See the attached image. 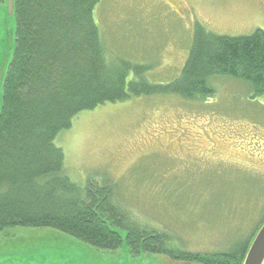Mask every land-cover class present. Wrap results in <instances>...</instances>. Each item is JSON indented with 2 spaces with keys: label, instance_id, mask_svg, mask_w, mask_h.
Masks as SVG:
<instances>
[{
  "label": "rangeland",
  "instance_id": "1",
  "mask_svg": "<svg viewBox=\"0 0 264 264\" xmlns=\"http://www.w3.org/2000/svg\"><path fill=\"white\" fill-rule=\"evenodd\" d=\"M5 17L0 5V63ZM94 20L108 62L144 66L150 82L165 83L179 75L196 22L228 36L264 30V2L100 0ZM209 85L212 93L200 99L141 94L79 112L53 140L65 173L81 185L109 184L125 212L166 232L178 249L213 252L247 238L264 215V95L250 96L246 83L229 76ZM0 264L183 262L136 254L125 242L99 249L52 227L17 225L0 230Z\"/></svg>",
  "mask_w": 264,
  "mask_h": 264
},
{
  "label": "trees",
  "instance_id": "2",
  "mask_svg": "<svg viewBox=\"0 0 264 264\" xmlns=\"http://www.w3.org/2000/svg\"><path fill=\"white\" fill-rule=\"evenodd\" d=\"M99 1L15 0L14 45L0 86V230L52 227L99 249L125 242L136 254H164L183 264H241L264 215L247 238L213 252L178 249L166 232L125 212L109 184L71 180L53 140L81 111L141 94L204 98L217 76L243 81L252 97L264 95V30L228 36L196 22L179 75L152 83L144 66L106 60L94 20Z\"/></svg>",
  "mask_w": 264,
  "mask_h": 264
},
{
  "label": "water",
  "instance_id": "3",
  "mask_svg": "<svg viewBox=\"0 0 264 264\" xmlns=\"http://www.w3.org/2000/svg\"><path fill=\"white\" fill-rule=\"evenodd\" d=\"M14 3L15 0H5V8H6V17L4 22L5 27V35L3 40L7 39V46L5 48L6 54L0 63V86L3 79L4 70L6 68L7 61L10 56L11 46H8L9 38L11 37L9 33L12 35L13 25V15H14ZM11 25V27H9ZM9 31V32H8ZM3 42V41H2ZM4 50V51H5ZM241 264H264V221L256 231L253 236L246 253L244 255L243 261Z\"/></svg>",
  "mask_w": 264,
  "mask_h": 264
},
{
  "label": "flooded vegetation",
  "instance_id": "4",
  "mask_svg": "<svg viewBox=\"0 0 264 264\" xmlns=\"http://www.w3.org/2000/svg\"><path fill=\"white\" fill-rule=\"evenodd\" d=\"M261 2H264V0H261ZM0 5L1 6L5 5V0H0Z\"/></svg>",
  "mask_w": 264,
  "mask_h": 264
}]
</instances>
